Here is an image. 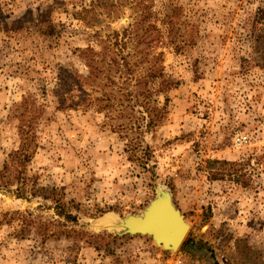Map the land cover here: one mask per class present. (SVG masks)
<instances>
[{
	"label": "rangeland",
	"instance_id": "374dc122",
	"mask_svg": "<svg viewBox=\"0 0 264 264\" xmlns=\"http://www.w3.org/2000/svg\"><path fill=\"white\" fill-rule=\"evenodd\" d=\"M0 264H264V0H0Z\"/></svg>",
	"mask_w": 264,
	"mask_h": 264
},
{
	"label": "water",
	"instance_id": "95a60500",
	"mask_svg": "<svg viewBox=\"0 0 264 264\" xmlns=\"http://www.w3.org/2000/svg\"><path fill=\"white\" fill-rule=\"evenodd\" d=\"M157 188H155L154 190V198L148 202L147 206L142 211L138 212V214L136 215H126L123 219L120 220L121 222L118 223V228L116 230L108 231L117 236L142 235L149 237L154 245H159L158 247L172 253L171 249L176 248L178 250L179 247L182 245L187 230L184 229L185 231H181L180 233L177 232L176 234L178 235H175L173 237H163L162 235L164 234L160 232L158 227L164 226L166 222L164 221V218H155V216L159 215L160 211L163 210L168 212V214H170L174 218H176L175 220H177L178 222H184V216L174 206L172 202L171 193L167 188L164 187L168 191L169 201L165 203L156 199Z\"/></svg>",
	"mask_w": 264,
	"mask_h": 264
},
{
	"label": "bare ground",
	"instance_id": "6f19581e",
	"mask_svg": "<svg viewBox=\"0 0 264 264\" xmlns=\"http://www.w3.org/2000/svg\"><path fill=\"white\" fill-rule=\"evenodd\" d=\"M156 199L158 201H162L165 203L168 202L169 201L168 191L164 187L158 186ZM160 214L156 215L155 218L162 217V218H164V221L166 222V224H164V226L158 227L160 232L164 234V235H162L163 237H167V238L173 237L175 235H178V234H176L177 232L180 233L181 231H185V230L188 231L189 226L187 225L185 220H184V222H178L177 220H175L176 218H174L173 216H171L170 214H168V212H166L164 210L160 211ZM120 220L121 219H118L116 216L109 215V216H106L105 218H103L102 220H100L99 226L102 228L113 231V230H116L118 228V223L121 222ZM152 222H153V220H152ZM156 246H159V245H156ZM176 250H177L176 248L171 249V252L174 253V252H176Z\"/></svg>",
	"mask_w": 264,
	"mask_h": 264
},
{
	"label": "built area",
	"instance_id": "2783aa9c",
	"mask_svg": "<svg viewBox=\"0 0 264 264\" xmlns=\"http://www.w3.org/2000/svg\"><path fill=\"white\" fill-rule=\"evenodd\" d=\"M246 141V138L245 137H237V142H245Z\"/></svg>",
	"mask_w": 264,
	"mask_h": 264
},
{
	"label": "trees",
	"instance_id": "16d2710c",
	"mask_svg": "<svg viewBox=\"0 0 264 264\" xmlns=\"http://www.w3.org/2000/svg\"><path fill=\"white\" fill-rule=\"evenodd\" d=\"M61 214V213H60ZM67 219H69V216L67 215V217H66ZM72 220H74V219H72ZM75 221V220H74Z\"/></svg>",
	"mask_w": 264,
	"mask_h": 264
}]
</instances>
